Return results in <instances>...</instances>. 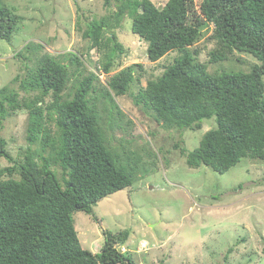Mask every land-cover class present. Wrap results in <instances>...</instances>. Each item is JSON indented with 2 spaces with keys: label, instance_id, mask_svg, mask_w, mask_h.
<instances>
[{
  "label": "trees",
  "instance_id": "16d2710c",
  "mask_svg": "<svg viewBox=\"0 0 264 264\" xmlns=\"http://www.w3.org/2000/svg\"><path fill=\"white\" fill-rule=\"evenodd\" d=\"M126 16L148 43L151 61L179 51L161 75L140 86L134 103L168 128L198 130L206 119L216 121L198 147L182 148L188 166L223 174L244 158L264 162V0H168L163 6L128 0L83 29L88 49L102 54L96 71L81 53L43 52L0 88V121L27 111L29 142L18 160L0 137V159L11 163L0 167V264H135L118 247L128 230L105 231L101 251L94 252L82 246L74 220L76 211L97 220L94 206L134 182L106 128L113 131L123 118L115 96L129 93L145 73L142 63L120 69L126 50L109 29ZM23 18L0 0V38L11 41ZM208 32L215 43L210 62L240 60L239 53L258 62L248 72H209L198 59ZM42 47L31 41L16 55L26 62ZM102 73H113L106 84ZM36 142L40 150L31 149Z\"/></svg>",
  "mask_w": 264,
  "mask_h": 264
},
{
  "label": "rangeland",
  "instance_id": "374dc122",
  "mask_svg": "<svg viewBox=\"0 0 264 264\" xmlns=\"http://www.w3.org/2000/svg\"><path fill=\"white\" fill-rule=\"evenodd\" d=\"M126 1L5 0L24 18L11 41L0 38V88L22 73L25 64L33 67L43 52L81 53L88 70L96 71L102 54L88 49L83 29L90 20L117 11ZM152 1L163 6L168 0ZM132 22L130 16L124 17L109 29V34H115L126 50L120 69L142 63L145 73L140 84H132L129 93L115 96L123 118L118 125L115 123L113 131L106 128L111 145L121 154V164L127 166L134 182L94 206L97 220L83 211L74 213L82 246L101 251L105 231L128 230V240L118 247L128 251L135 264H264V162L244 158L223 174L204 164L188 166L182 148L189 152L198 147L203 134L214 128L216 121L206 119L198 130L168 128L158 123L151 111L134 103L133 95L140 86L161 75L179 51L151 61L148 43L133 32ZM211 32L198 43L202 49L198 59L209 72H248L258 62L247 53H239L240 60L231 56L210 62V51L215 46L213 40H207ZM31 41L43 47L37 54L28 53L25 62L16 53ZM112 74L102 73L101 82L106 84ZM27 126L25 110L0 121V137L18 160L28 152ZM31 149L40 150L41 144L36 142ZM8 165L11 163L6 158L0 159V167Z\"/></svg>",
  "mask_w": 264,
  "mask_h": 264
}]
</instances>
